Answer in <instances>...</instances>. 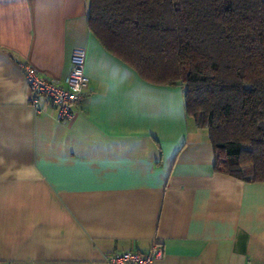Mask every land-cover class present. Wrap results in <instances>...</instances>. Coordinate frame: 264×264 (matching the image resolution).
I'll return each mask as SVG.
<instances>
[{
	"label": "crops",
	"instance_id": "obj_1",
	"mask_svg": "<svg viewBox=\"0 0 264 264\" xmlns=\"http://www.w3.org/2000/svg\"><path fill=\"white\" fill-rule=\"evenodd\" d=\"M88 78L72 117L29 93L17 62L60 86ZM183 90L153 85L89 29L87 0H0V264H264V182L221 174ZM224 160V159H223Z\"/></svg>",
	"mask_w": 264,
	"mask_h": 264
},
{
	"label": "trees",
	"instance_id": "obj_2",
	"mask_svg": "<svg viewBox=\"0 0 264 264\" xmlns=\"http://www.w3.org/2000/svg\"><path fill=\"white\" fill-rule=\"evenodd\" d=\"M103 48L153 85L183 90L224 166L264 182V0H87Z\"/></svg>",
	"mask_w": 264,
	"mask_h": 264
},
{
	"label": "built area",
	"instance_id": "obj_3",
	"mask_svg": "<svg viewBox=\"0 0 264 264\" xmlns=\"http://www.w3.org/2000/svg\"><path fill=\"white\" fill-rule=\"evenodd\" d=\"M17 67L23 73L29 93V105L37 113L40 112L39 104L43 100L54 108L58 122H66L72 117L71 107L83 98L88 85L84 50H73L71 69L65 80V86L46 80L28 63L17 62ZM162 254L160 245L154 243L147 252L111 253L106 256V261L108 264H153Z\"/></svg>",
	"mask_w": 264,
	"mask_h": 264
},
{
	"label": "rangeland",
	"instance_id": "obj_4",
	"mask_svg": "<svg viewBox=\"0 0 264 264\" xmlns=\"http://www.w3.org/2000/svg\"><path fill=\"white\" fill-rule=\"evenodd\" d=\"M219 159H221V160H219L220 162L223 161L222 163H224V160H223L224 158L222 159V158H221V155L219 156Z\"/></svg>",
	"mask_w": 264,
	"mask_h": 264
}]
</instances>
